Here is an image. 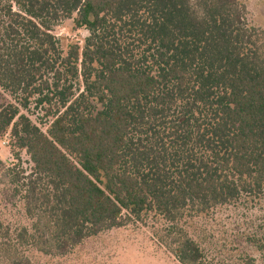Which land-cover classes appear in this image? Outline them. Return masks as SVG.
<instances>
[{"label": "trees", "instance_id": "16d2710c", "mask_svg": "<svg viewBox=\"0 0 264 264\" xmlns=\"http://www.w3.org/2000/svg\"><path fill=\"white\" fill-rule=\"evenodd\" d=\"M245 15L243 0H0V137L32 163L1 169L33 221L0 222L3 262L264 196V35ZM65 19L87 34L64 54ZM173 243L180 264L203 260L187 234Z\"/></svg>", "mask_w": 264, "mask_h": 264}, {"label": "rangeland", "instance_id": "374dc122", "mask_svg": "<svg viewBox=\"0 0 264 264\" xmlns=\"http://www.w3.org/2000/svg\"><path fill=\"white\" fill-rule=\"evenodd\" d=\"M243 2L248 26L264 35V0ZM52 33L64 54L69 44H81L87 34L83 28H74L70 19L54 25ZM23 112L35 123L41 116L32 102ZM13 164L24 174L32 166L25 151H19L18 156L12 152L9 137L5 135L0 137V222L12 229L29 228L33 221L12 189L10 178L1 169V165ZM178 233H185L197 242L204 256L199 264H246L248 257L254 258V264H264L252 242L264 238V196L243 195L233 202L203 211L188 210L172 225L160 215L149 212L123 226L85 238L66 254H45L33 247L25 254L33 264H180L172 252L173 239ZM0 264H6L1 255Z\"/></svg>", "mask_w": 264, "mask_h": 264}]
</instances>
